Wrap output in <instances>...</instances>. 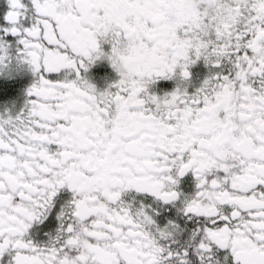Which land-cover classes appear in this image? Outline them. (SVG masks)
<instances>
[{
	"label": "snow or ice",
	"instance_id": "snow-or-ice-1",
	"mask_svg": "<svg viewBox=\"0 0 264 264\" xmlns=\"http://www.w3.org/2000/svg\"><path fill=\"white\" fill-rule=\"evenodd\" d=\"M0 264H264V0H0Z\"/></svg>",
	"mask_w": 264,
	"mask_h": 264
},
{
	"label": "flooded vegetation",
	"instance_id": "flooded-vegetation-1",
	"mask_svg": "<svg viewBox=\"0 0 264 264\" xmlns=\"http://www.w3.org/2000/svg\"><path fill=\"white\" fill-rule=\"evenodd\" d=\"M93 71L96 72V73H104V72L108 71V68L106 66H102V67H97V68L93 69ZM95 82L97 83V85L99 87L103 86V81L102 80L97 79Z\"/></svg>",
	"mask_w": 264,
	"mask_h": 264
}]
</instances>
